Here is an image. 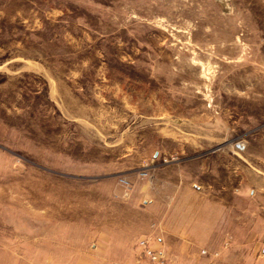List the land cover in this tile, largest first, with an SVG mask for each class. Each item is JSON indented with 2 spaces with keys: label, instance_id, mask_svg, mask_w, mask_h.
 Listing matches in <instances>:
<instances>
[{
  "label": "rangeland",
  "instance_id": "rangeland-1",
  "mask_svg": "<svg viewBox=\"0 0 264 264\" xmlns=\"http://www.w3.org/2000/svg\"><path fill=\"white\" fill-rule=\"evenodd\" d=\"M142 237L264 264V0H0V264Z\"/></svg>",
  "mask_w": 264,
  "mask_h": 264
},
{
  "label": "built area",
  "instance_id": "built-area-1",
  "mask_svg": "<svg viewBox=\"0 0 264 264\" xmlns=\"http://www.w3.org/2000/svg\"><path fill=\"white\" fill-rule=\"evenodd\" d=\"M121 182H127L124 179H120ZM138 246L140 248L141 254L146 257L150 262L155 264H173L166 257L160 250L155 249L148 237H142L138 241Z\"/></svg>",
  "mask_w": 264,
  "mask_h": 264
},
{
  "label": "crops",
  "instance_id": "crops-1",
  "mask_svg": "<svg viewBox=\"0 0 264 264\" xmlns=\"http://www.w3.org/2000/svg\"><path fill=\"white\" fill-rule=\"evenodd\" d=\"M163 240H164V247H165V249H166V251H167V253H169V251H170V238H168L167 237V235H163ZM154 243V242H153ZM156 246L158 247V246H162V244L160 243V241H157V242H155L154 244H153V247L154 248H156ZM159 248V247H158Z\"/></svg>",
  "mask_w": 264,
  "mask_h": 264
}]
</instances>
